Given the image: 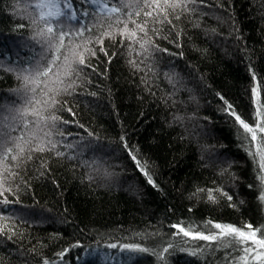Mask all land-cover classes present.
Here are the masks:
<instances>
[{"label":"trees","instance_id":"obj_1","mask_svg":"<svg viewBox=\"0 0 264 264\" xmlns=\"http://www.w3.org/2000/svg\"><path fill=\"white\" fill-rule=\"evenodd\" d=\"M35 2L0 0V129L14 127L25 148L7 161L15 175L4 173L0 264H242V251L185 237L172 225L193 234L218 232L209 221L264 232L261 170L250 155L264 133L249 143L235 120L264 126V0H196L166 16L133 15L147 35L121 13L135 41L120 35L115 14L52 20L69 33L57 65L75 44L96 53H84L85 65H73L82 71L62 77L57 87H72L55 96V106L37 103L48 98L37 64L55 48L33 39L43 27L32 22ZM81 26L91 31L77 36ZM105 31L113 35L101 45ZM41 139L56 148L29 153Z\"/></svg>","mask_w":264,"mask_h":264},{"label":"snow or ice","instance_id":"obj_2","mask_svg":"<svg viewBox=\"0 0 264 264\" xmlns=\"http://www.w3.org/2000/svg\"><path fill=\"white\" fill-rule=\"evenodd\" d=\"M187 3H196V0H36L32 6L39 10L38 17L32 22H43V27L36 32V36H34L33 39L36 40V37H40L43 40V43H41L40 40H36L42 49L45 48V45H47L49 50L55 48V53L52 57L46 55L41 57L42 60L46 61L42 68L39 63L37 64V75L48 78V82L44 85L46 89L45 96L48 98L42 102L37 101V103L49 104V102H51V106H55V104L58 103L55 96L59 95L61 91L67 92L68 88L72 87V83H69L63 88L57 87L59 85H64V79L62 77L68 78L71 77L73 72L79 73L82 71V69L74 68L73 65H85L84 53H90L92 56H95L96 54L94 50L88 49L86 46L80 51V44H75L67 49L63 62L57 65V61H60L61 59L59 53L61 49L65 47L64 38L69 35V33L63 30L58 31V28L53 26L51 22L52 20L60 21L62 17H66L68 20H79L89 16L99 18L101 15L111 16L112 14H115V23L124 24V27L120 30V35L130 41H135L137 37V31L135 29H138L139 32H142L145 35H147V32L145 25L137 24L135 19H133V15L140 16L141 12H143L146 17H151L154 12L159 10V13H163L166 16L169 9L175 11L177 8H186ZM145 8H151L152 11H144ZM125 9H132V11H125ZM121 13H123V16L126 17L127 20L135 25V29H128L127 23L121 18ZM176 18L179 19V16ZM20 27H24V25H20ZM109 27H111V25H109ZM85 30L91 31V28L85 29L81 26L77 29L76 35L82 36ZM112 35L113 34L108 31L100 33L97 38V43L102 45L103 37H111ZM140 47L144 48V44L141 43ZM101 51H104V49L101 48ZM105 55H107L106 52ZM8 70L14 71L12 68H9ZM16 78L22 79L25 83L30 80V76L21 74H18ZM32 83H37V81L32 80ZM49 84H51L52 87H49ZM33 91H35V89H33ZM253 92H256L255 88L253 89ZM48 93H53V95L49 96ZM228 108L231 109V105H228ZM69 111H71V109H69ZM23 114L26 115L28 113L25 112ZM31 114L39 116L41 121H45V117L40 115L39 110L34 109ZM231 114L235 115L234 110ZM13 119H15V117H13ZM50 119L55 122L59 118L52 115ZM235 120L239 122L240 126L246 133L250 134V139L248 136H243L242 134V138L249 140V143L257 139V131L264 133V126H262L261 123H257L255 127H252L242 120L239 115H235ZM64 123L68 122L64 121ZM24 127H27L26 123ZM4 128L8 130L5 131L0 129V168L3 169V171H0V188L3 189L0 191V196H2L4 192L9 191V189L3 188L4 180L7 179V177L4 176V173L7 172L10 175H15V173L10 172V166L7 163L9 156H11L13 161H16L23 157L25 153V148L22 144L17 142L18 139L23 141L24 137H13L11 132L15 131V128L9 124H5ZM40 130L43 131V129ZM60 134L63 135L62 132ZM50 135V132H44V136ZM31 139H36L35 133L32 134ZM30 142V140L25 141V143ZM48 143L51 147H47L41 139L35 147L30 148L28 151L29 153L44 152L46 150L52 151L56 148L55 143H52L51 141H48ZM14 151L16 153L15 155H13ZM56 155L62 156L64 153L56 152ZM250 155L257 158L261 170L260 195L258 199L264 203V140L261 141V144L257 146L255 151H250ZM27 159H32V156L29 154ZM132 159L136 160V157L132 156ZM18 166L19 165H17V167ZM137 166L139 167V161H137ZM141 171H143V169H141ZM144 175L147 177V182L152 184L153 187H156L151 176H149L146 171L144 172ZM223 194L227 195V193ZM227 198L229 200L232 199L231 196H228ZM208 199L215 202V197L212 195L211 189L208 191ZM0 203L6 204L9 203V201L5 198L3 201H0ZM208 224L219 231L215 233L209 232L208 234H205L204 232L193 234L190 229L186 230L185 227L180 225H172V227L177 228L179 233H183L185 237L208 242H217L220 246H223L226 243L228 246L236 248L238 251H242L244 255L239 257L242 264H250V260L255 262V264H261V262L264 261V232L261 231L260 227H254L252 224H245L242 228H238L231 224L225 225L221 223H213L212 221H209ZM257 233H260V235L258 236ZM129 250L139 252L147 251V249L135 246L129 247ZM165 251H167V249H165ZM58 255L62 259L64 252H60ZM43 264H48V261L44 260ZM53 264H55V261H53Z\"/></svg>","mask_w":264,"mask_h":264},{"label":"rangeland","instance_id":"obj_3","mask_svg":"<svg viewBox=\"0 0 264 264\" xmlns=\"http://www.w3.org/2000/svg\"><path fill=\"white\" fill-rule=\"evenodd\" d=\"M101 261V260H100ZM79 262V261H78ZM82 262H84V259H81L80 260V263H82ZM106 263V261H101L100 263H98V264H105ZM57 264H59V262L57 263ZM62 264H64V263H62Z\"/></svg>","mask_w":264,"mask_h":264}]
</instances>
